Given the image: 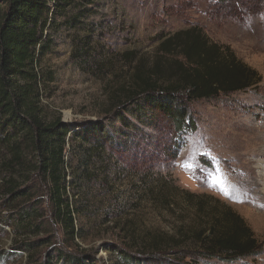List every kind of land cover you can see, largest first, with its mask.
<instances>
[{"label":"trees","instance_id":"trees-1","mask_svg":"<svg viewBox=\"0 0 264 264\" xmlns=\"http://www.w3.org/2000/svg\"><path fill=\"white\" fill-rule=\"evenodd\" d=\"M102 3L0 0V225L9 227L14 243L31 253L47 245L51 230L68 248L76 238L84 239L77 224L92 213L83 204L90 208L95 188L106 190L116 172L111 168L114 155L126 148L118 130L109 126L117 122L129 132L150 126L147 115L155 113L173 121L175 129L193 132L187 103L242 92L261 82L229 47L210 41L197 26L158 38L151 54L104 53V23L94 19L102 17ZM57 37L70 46L69 60L78 71L103 80V118L84 126L69 124L43 104L42 92L54 81L43 61L53 53ZM167 190V185L156 192L149 189L146 197L174 212L176 203ZM187 198L194 209L193 225L183 223L170 232L140 228L122 218L126 211L115 215L121 245L114 246L113 264H162L170 261L166 256L183 255V261L195 254L232 262L256 255L257 241L236 212L217 208L211 197ZM53 253L63 264L90 263L63 249ZM4 260L0 254V264ZM45 262L53 264V259Z\"/></svg>","mask_w":264,"mask_h":264},{"label":"rangeland","instance_id":"rangeland-1","mask_svg":"<svg viewBox=\"0 0 264 264\" xmlns=\"http://www.w3.org/2000/svg\"><path fill=\"white\" fill-rule=\"evenodd\" d=\"M99 13L103 18L94 19L104 23L100 37L104 53L135 50L151 54L158 38L197 26L210 41L229 47L258 73L261 82L242 92L187 103L193 132L175 129L173 121L155 113L147 115L150 126L129 132L117 122L109 126L118 130L115 134L126 141V148L114 155L117 159L111 168L116 172L108 180L106 190L95 188L90 196L93 204L90 208L83 204L82 209L92 213L77 224L84 239L76 238L68 248L61 242L60 234L51 230L47 232L52 238L47 245L31 253L14 243L9 227L0 225L5 231L0 233V254L5 257L1 264H46L45 260L51 259L53 264H63L54 256V249L87 257L89 264H113L114 246L121 245L115 235V215L126 211L122 218L134 220L140 228L170 232L171 227L183 223L193 225L194 209L188 206L187 194L211 197L217 208L229 207L236 212L251 229L257 253L232 262L205 259L198 254L186 256L183 261V255L166 256L170 261L166 259L162 264H264V229H260L264 210L258 204L260 192L252 198V188L237 189L240 185L239 181L234 183L238 180L237 169L230 160L240 156L248 162L246 167L251 169V176L257 174L255 164L260 159V142L264 139H260L264 126V0H103ZM56 43L53 53L43 61L44 69L54 78L46 92H42L43 104L69 124L84 126L103 118L107 102L103 80L75 68L69 60L70 46L63 37H57ZM115 69L120 70L118 66ZM182 163L190 164L191 168L181 167ZM216 176L221 183L231 180L232 189L220 186L216 190L213 186ZM166 185L169 190L166 194L176 203L174 212L154 202L153 196L152 200L146 197L149 189L156 192Z\"/></svg>","mask_w":264,"mask_h":264},{"label":"bare ground","instance_id":"bare-ground-1","mask_svg":"<svg viewBox=\"0 0 264 264\" xmlns=\"http://www.w3.org/2000/svg\"><path fill=\"white\" fill-rule=\"evenodd\" d=\"M262 128L263 129H260V139L261 138L263 139V137H264V126H262ZM240 146L242 147V149L245 150L244 153L248 152V150H246V146L244 143L243 144L241 143ZM238 158L239 159H236V157H235V159H233V158L230 159L231 161H233L234 165L233 164L232 165L234 167H236V169H237L238 180L237 179L234 180V183H238V181L240 182V185L237 186V189L239 191H244V189H251L252 188L253 192L250 191V192H252L251 193L252 198H256L257 194L260 192V194H259L260 195V201H258V204H260V206H262L263 210H264V139H263V142H260V159L258 161H256L255 167L257 169V174H255L254 177L251 176V172H250L251 169L246 167L248 162L241 159L240 156ZM213 186H215L216 190L220 186L221 187L222 186L227 187V190H230V189H232V181L229 179L228 180L226 179L225 182L221 183V181L219 180V176H216L214 179V185ZM255 189H258V191ZM245 192H248V191H245ZM260 229L261 230L264 229V213L261 215V218H260Z\"/></svg>","mask_w":264,"mask_h":264},{"label":"snow or ice","instance_id":"snow-or-ice-1","mask_svg":"<svg viewBox=\"0 0 264 264\" xmlns=\"http://www.w3.org/2000/svg\"><path fill=\"white\" fill-rule=\"evenodd\" d=\"M181 167H184V168H191V165L190 164H184V163H182L181 164Z\"/></svg>","mask_w":264,"mask_h":264}]
</instances>
